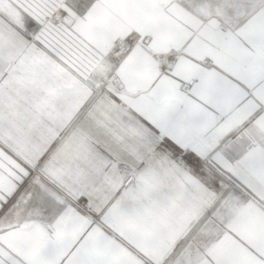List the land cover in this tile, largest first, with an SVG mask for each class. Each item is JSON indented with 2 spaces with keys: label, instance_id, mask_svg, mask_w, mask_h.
<instances>
[{
  "label": "snow or ice",
  "instance_id": "snow-or-ice-1",
  "mask_svg": "<svg viewBox=\"0 0 264 264\" xmlns=\"http://www.w3.org/2000/svg\"><path fill=\"white\" fill-rule=\"evenodd\" d=\"M216 7L236 29L217 23L213 46L199 50L162 38L157 21L165 13L189 12L178 0H41L39 17L25 14L24 29L37 42L88 33L112 13L123 18L106 39L127 45L114 73L128 95H109L127 106L128 119L126 135L93 150L86 171L67 183L45 155L25 157L0 140V264H123L116 229L167 214L177 177L211 201L221 225L205 251L208 264L213 257L214 264H249L217 253L255 212L246 201L226 214L234 194L264 196V0L255 22L241 19L247 0ZM253 253L251 264H264V249Z\"/></svg>",
  "mask_w": 264,
  "mask_h": 264
},
{
  "label": "crops",
  "instance_id": "crops-1",
  "mask_svg": "<svg viewBox=\"0 0 264 264\" xmlns=\"http://www.w3.org/2000/svg\"><path fill=\"white\" fill-rule=\"evenodd\" d=\"M9 3L20 11L21 20L0 15V140L11 141L22 156L34 159L45 155L57 166L61 178L71 182L86 171L93 150L113 146L118 136L126 135L127 106L109 95L110 88L93 91L83 80L114 42L106 39V32L121 24L123 18L112 13L88 33L63 31L37 42L30 31L21 30L15 22L24 23L25 14L39 17L37 5L41 0ZM178 3L187 6L182 0ZM259 13L257 5L242 20L253 18L255 22ZM157 23L162 38L190 41V50L212 47L210 32L217 23L227 31L237 26H227L218 16L201 15L190 8L188 13H165L163 21ZM248 45L247 38L239 42L240 49ZM115 92L128 95L124 87ZM182 179L172 181L177 194L170 200L167 214L145 227L116 229L119 235L114 241L120 243L118 258L123 264H145V258L150 264L164 262L184 233L195 226L201 206L196 204L194 185ZM248 202L255 212L227 238L217 255L251 264L257 260L253 249H264V196ZM245 206L243 202L235 210ZM206 249L195 264H208Z\"/></svg>",
  "mask_w": 264,
  "mask_h": 264
},
{
  "label": "rangeland",
  "instance_id": "rangeland-1",
  "mask_svg": "<svg viewBox=\"0 0 264 264\" xmlns=\"http://www.w3.org/2000/svg\"><path fill=\"white\" fill-rule=\"evenodd\" d=\"M182 1L190 9H193L195 12L201 15L202 14L205 16L215 15L218 16L224 22L225 25L235 26V22H226L221 18L220 13L218 12V9L216 7L218 0H182ZM9 2L10 0H0V15L6 16L10 19L11 17L13 19L14 18L17 19L18 17V19L21 20L20 11ZM259 2L260 0H247L248 3L247 13L253 10L259 4ZM7 3H9L10 7H12V9L15 10V17L9 15V13L4 11V8H7L8 6ZM193 5H197V6L193 7ZM244 16L245 15H243L241 19ZM20 23L15 22L16 25L17 24L18 26L20 25L19 27L21 30L25 31L24 23L21 24ZM183 180L184 178L181 181ZM186 185L187 184H184V186ZM188 186H189V190H191L190 184ZM193 187L195 192L194 194L196 197L195 199L196 204L197 205L199 204L202 210L200 209L197 214L195 226L190 231L184 233V238L180 240L177 247L173 249V251L169 254L167 259L160 264H195L196 261H198V259L200 258L201 253L204 252L203 250H205L209 245L210 241L215 236H217L218 233L221 231L220 223L212 218L213 216H215V213L212 212V209L210 207H208L211 201L207 200L203 196V193L197 190L195 186ZM199 197H201L200 199L202 202L199 200ZM254 199L255 198H250L246 191L240 190V192L234 194V196L232 197L231 203L234 207L223 210L225 211L226 214H231V212H233L239 205L241 206L243 202ZM143 261L145 264L151 263L146 258Z\"/></svg>",
  "mask_w": 264,
  "mask_h": 264
},
{
  "label": "built area",
  "instance_id": "built-area-1",
  "mask_svg": "<svg viewBox=\"0 0 264 264\" xmlns=\"http://www.w3.org/2000/svg\"><path fill=\"white\" fill-rule=\"evenodd\" d=\"M126 52L127 45L118 39L114 40L96 69L83 79L85 84L93 91H102L107 88L114 90V92L121 91L123 86L121 81L117 79L114 69Z\"/></svg>",
  "mask_w": 264,
  "mask_h": 264
},
{
  "label": "bare ground",
  "instance_id": "bare-ground-1",
  "mask_svg": "<svg viewBox=\"0 0 264 264\" xmlns=\"http://www.w3.org/2000/svg\"><path fill=\"white\" fill-rule=\"evenodd\" d=\"M8 5V6H7ZM7 8H4V11L9 13V15L15 17V10L10 7L9 3H7Z\"/></svg>",
  "mask_w": 264,
  "mask_h": 264
}]
</instances>
